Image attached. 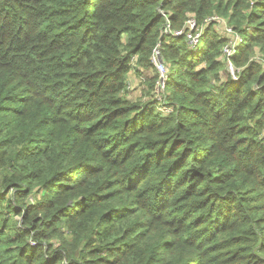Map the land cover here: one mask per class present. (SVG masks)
<instances>
[{"label":"trees","instance_id":"obj_1","mask_svg":"<svg viewBox=\"0 0 264 264\" xmlns=\"http://www.w3.org/2000/svg\"><path fill=\"white\" fill-rule=\"evenodd\" d=\"M0 264H264V0H0Z\"/></svg>","mask_w":264,"mask_h":264},{"label":"built area","instance_id":"obj_2","mask_svg":"<svg viewBox=\"0 0 264 264\" xmlns=\"http://www.w3.org/2000/svg\"><path fill=\"white\" fill-rule=\"evenodd\" d=\"M162 14L167 20V26L164 31L165 35L173 34L176 37L186 35L190 46L195 50L199 48L203 37L204 25H199L197 20L194 17H191L187 21L184 30L173 31L170 24V16H168V14L165 12H162ZM211 22L222 23L224 20L219 16H213L205 20V26ZM225 32H227V35H229L228 37L231 38L229 42L223 47L222 56L227 61V69L230 75L233 77V79L239 80L242 69L236 67L233 58L235 57L236 49L242 42V38L240 35L235 33L234 29L228 24L225 26ZM152 61L160 75V80L157 83V92L160 93L165 88L166 77L169 70L168 66L162 60V45L160 43L154 49Z\"/></svg>","mask_w":264,"mask_h":264},{"label":"rangeland","instance_id":"obj_3","mask_svg":"<svg viewBox=\"0 0 264 264\" xmlns=\"http://www.w3.org/2000/svg\"><path fill=\"white\" fill-rule=\"evenodd\" d=\"M223 20H224V22H222V23H217V25H218V31H219V34L221 35V36H224V35H227V32H225V26L227 25V22H226V18H223ZM229 26H230V24H228ZM230 27H232V26H230ZM233 28V27H232ZM227 36H229V35H227ZM231 38V37H230ZM230 40V39H229ZM197 50V49H196ZM131 77L133 78V77H135V74L134 73H132L131 74ZM140 87V86H139ZM140 90L138 89V92H139ZM140 93V92H139Z\"/></svg>","mask_w":264,"mask_h":264}]
</instances>
